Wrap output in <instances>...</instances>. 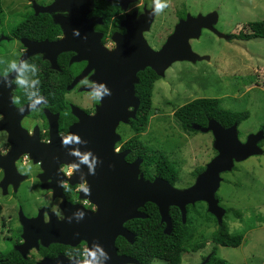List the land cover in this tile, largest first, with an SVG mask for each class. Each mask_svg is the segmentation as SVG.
<instances>
[{
	"label": "flooded vegetation",
	"instance_id": "obj_1",
	"mask_svg": "<svg viewBox=\"0 0 264 264\" xmlns=\"http://www.w3.org/2000/svg\"><path fill=\"white\" fill-rule=\"evenodd\" d=\"M92 1V9L85 16L78 19L70 18L69 21V11L66 8L67 15L60 14L65 9L46 10L56 0L55 2L0 0V71H3L7 62L13 59L23 58L29 64H36L39 68L37 75L41 81V93L44 95L42 105L36 110H29L23 90L17 88L15 84L11 88L4 87L0 80V115H2L0 133L5 134L0 135V153H3L0 155V245L2 244L0 259H6L7 263H10L14 255L7 258L5 255L13 249L22 258L23 262L17 259L20 264H38L43 259H54L56 264H77L76 259L70 260L65 253L79 257L81 248L88 245L84 239L73 245L59 242L45 243L46 233L37 229L39 234L32 247L23 248L24 254L15 249L24 243L22 220L38 218L43 223L61 221L40 204L41 200L47 198L48 193L52 194L53 203L59 200L64 216L63 208L72 207L75 211L77 208L73 206L87 211L95 210L93 204L81 198V192L78 190L79 182L72 183V180H79L78 177L73 176L75 170L71 175H65L60 171L62 167L71 164L68 163L70 160L67 157L68 149L61 146L58 132L63 130L65 133H71L72 125L78 121L72 112L73 107L79 108L85 115L95 113L97 104L80 88L78 82L85 76L97 80L98 70L104 64L106 51H113L111 50L113 44H116V48L122 44L118 45L112 36L115 35L120 39L126 33L122 22L129 15H132L129 17L133 23L137 22L139 16L151 8V0H139L138 8L134 6L135 0L129 1L125 9L120 7L119 0ZM67 2L68 0H59L57 5L67 6ZM127 9L131 11H124ZM176 17L175 24L185 16L176 13ZM82 21L86 24L83 25ZM143 24L140 23L137 29L143 28ZM175 24L168 31L166 26L154 17L149 29H143L140 35L151 49L157 51L173 31ZM74 28L79 29L80 36H73ZM135 34L136 36H132L131 40L134 48L136 44H141L140 35ZM62 39L69 40V46L78 51H58L60 46L56 43ZM125 45L122 44L123 49ZM128 49L130 50V47ZM21 50H23L22 56L18 55ZM133 51L136 60L140 55L142 56L143 50ZM75 58L81 59L74 60ZM126 62L119 60L117 64L122 66ZM148 69L151 70L150 67L139 70L136 73L137 82L132 83L134 96L139 100V104L140 99L135 91L140 81L139 73L148 77ZM14 75L15 72H11L9 79ZM26 76L31 78V73H26ZM79 76L81 77L71 85ZM12 95L20 98L23 111L20 110L21 106H14L11 103ZM45 101H47L46 105L43 104ZM120 136L121 140L117 142L120 145L117 146L116 143L115 149L128 150L121 149L120 146L125 140L121 134ZM29 168L30 171L25 173L24 169ZM83 174L85 176L86 172ZM61 180L69 183L70 192L62 191L58 183ZM206 231L204 229L205 234L209 233ZM68 238L75 241L73 239L75 237ZM210 253L202 255L195 264L203 262L205 264ZM152 262L150 264H153Z\"/></svg>",
	"mask_w": 264,
	"mask_h": 264
},
{
	"label": "water",
	"instance_id": "obj_2",
	"mask_svg": "<svg viewBox=\"0 0 264 264\" xmlns=\"http://www.w3.org/2000/svg\"><path fill=\"white\" fill-rule=\"evenodd\" d=\"M128 1L132 0H119L120 7L125 9ZM57 2L59 0H56L46 10L66 8L69 11V21L70 18L78 19L85 16L93 5L92 0H68L67 6L57 5ZM150 13L151 8L140 15L138 21L134 23L129 17L132 15L127 16L126 20L129 21L122 22L126 33L120 39L115 35L112 36L118 45L126 44L125 48L123 49L121 44L113 51H106L104 64L102 68H99L97 76L98 81H103L111 89V95L103 98L102 102L96 106L93 115H85L79 108H72L78 121L72 125L71 133L77 134L81 140L86 142L73 147H79L82 151L90 149L99 158L94 175H88L87 167L81 165V168L75 170L73 175L79 180H72V183L80 182V174L86 172L84 177L90 191L87 195L81 192V198L93 204L95 210L83 209L84 218L79 221L73 218L71 222L67 217L74 212L72 207L63 208L66 219L58 223H43L38 218L22 220L21 217L24 243L15 248L21 254H24L23 248L34 245L39 234L36 230L41 229L47 235L45 243L59 242L73 245L84 239L90 245L95 241L102 245L110 257L106 264H137L138 261L135 258L117 253L115 240L120 236L129 243L134 242V233L128 230L124 223L134 218H145L146 214L140 210L145 203L151 202L157 207L160 222L164 223L163 232L165 234H169L172 228L169 216L171 206L179 209L182 222H185L186 206L199 201L206 204V210L216 218L220 225L225 213L215 196L221 181L220 174L230 171L235 162L263 153V149L259 146V142L264 139L263 130L249 134L244 141H240L237 122L228 127H223L212 118L207 120L205 126L193 123L191 127L194 130L211 132L212 145L216 154L205 164L204 170L196 175L191 185L186 188H176L161 176H155L152 179L144 178L140 171L141 158L128 162L125 157L129 150H114L115 144L121 140L120 134L116 132L117 126L119 123L126 124L129 119L135 118L139 100L134 96L132 83L137 82L136 73L139 70L150 67L157 76L163 77L165 70L175 61L208 60V55H199L190 46V40L199 38L202 29L228 39L227 34L218 32L214 28L217 20L215 12L204 15L187 14L185 18L178 20L160 49L154 51L140 35L143 29H149L154 16ZM142 22L144 26L138 30L137 27ZM82 24L86 23L82 21ZM135 33L140 35L141 44H136L134 48L131 40L132 36H136ZM69 43L67 39L58 41L56 43L60 46L58 51H78L70 47ZM134 49L143 50L142 56L140 55L137 60L136 55H133ZM79 59L81 58L74 60ZM119 60L127 62L121 66L117 64ZM80 77L75 78L71 85ZM67 157L70 159L68 162L70 164L76 159L69 154ZM73 208L79 207L73 206ZM68 237H75L73 238L75 241ZM55 261L54 259H43L38 264H56Z\"/></svg>",
	"mask_w": 264,
	"mask_h": 264
},
{
	"label": "rangeland",
	"instance_id": "obj_3",
	"mask_svg": "<svg viewBox=\"0 0 264 264\" xmlns=\"http://www.w3.org/2000/svg\"><path fill=\"white\" fill-rule=\"evenodd\" d=\"M168 5L153 16L168 31L175 24L177 10L185 17L215 12V30L228 35L224 39L203 30L199 38L190 40L191 49L208 55L209 60L173 62L164 77L155 80L151 116L146 129L139 133L138 140L148 151L164 155L176 169L173 185L186 188L195 179L192 170L205 166L215 150L210 131H185L178 124L172 116L176 107L194 98H219L224 108L248 115L237 126L240 141L259 130L264 132V38H230L244 23L264 19V0H168ZM128 127L120 123L116 128L124 140L132 135ZM259 146L262 154L235 162L232 170L220 174L215 196L225 210L223 221L230 233H244L237 247H215L216 255L227 264H264V139ZM194 206L195 210L187 214L191 226L203 224V230L213 231L215 223L206 205L196 202ZM212 245L208 241L196 253L182 252L180 264H195L210 253ZM152 263L165 264L161 260Z\"/></svg>",
	"mask_w": 264,
	"mask_h": 264
},
{
	"label": "trees",
	"instance_id": "obj_4",
	"mask_svg": "<svg viewBox=\"0 0 264 264\" xmlns=\"http://www.w3.org/2000/svg\"><path fill=\"white\" fill-rule=\"evenodd\" d=\"M118 10L120 11L119 8ZM177 13L184 16V13L178 10ZM230 38L242 40L264 38V19L244 23L240 32L230 34ZM148 74L146 77L145 74L139 73L140 81L136 85L135 91L140 99V104L136 111V117L130 119L127 124L132 135L120 147L121 149H129V153L125 157L126 161H132L135 158L142 159L140 171L144 178L152 179L155 176H161L173 185L178 175L176 169L166 160L164 155L156 151H148L138 140L139 133H142L148 125L151 116L153 85L155 80L159 79L152 69H148ZM172 116L185 131L193 132L197 130L190 126L192 123L204 126L209 118L216 120L223 127H228L234 122L239 124L248 117L246 112L224 108L219 98L206 97L194 98L183 103L174 109ZM119 145L120 143H117V146ZM203 170L204 166L196 167L191 173L195 178ZM197 203L205 205L201 201ZM186 209L187 214H189L191 210H195V206L188 205ZM140 210L146 214L145 218H134L124 223V226L134 233V242L129 243L120 236L115 240L117 252L135 258L139 264H150L154 260H161L165 264H180L182 252H197L204 248L208 241L213 245L205 264H227L224 259L216 255L215 247L217 245L237 247L244 238L242 232L230 233L223 220L218 225L212 215L210 218L215 223V229L205 234L203 224L196 227L191 226L187 214L185 222H182L180 211L175 206L169 208L172 228L169 234H165L163 232L164 223L160 222L157 207L153 203H145ZM195 213L199 214L200 211L197 209ZM234 213L238 215V213ZM12 255L14 258L11 259L10 263H7L6 259H0V263L20 264L17 259L23 262L21 256L13 249L9 250L5 258Z\"/></svg>",
	"mask_w": 264,
	"mask_h": 264
},
{
	"label": "clouds",
	"instance_id": "obj_5",
	"mask_svg": "<svg viewBox=\"0 0 264 264\" xmlns=\"http://www.w3.org/2000/svg\"><path fill=\"white\" fill-rule=\"evenodd\" d=\"M53 2H55V0H53ZM134 6L136 8L139 7V0H135ZM168 6V0H151L150 14L157 15L163 12L164 9H166ZM124 11H131V9H127ZM60 14L67 15L68 12L65 9L62 10ZM72 34L73 36H80L79 29H72ZM115 48L116 44H113L111 50H114ZM22 52L23 50H21V53L18 55L22 56ZM13 71L15 72V75L12 76L11 79H9V74ZM29 72L31 73V78H28L26 76V73ZM38 72L39 68L36 64H29L23 58L8 61L4 70L0 71V80H2L4 87L11 88L12 85L15 84L17 88L23 90V96L29 110H36L42 105L41 101L44 100V95L41 93L40 89L41 81L38 78ZM78 83L80 88L86 91L90 99L97 105L102 102L104 97L111 95V89L103 81L93 80L85 76L82 77ZM10 99L11 103L14 106H21V100L18 96L12 95ZM43 104L46 105L47 101H45ZM20 110L23 111V106L20 107ZM0 119H2V115H0ZM0 135L5 134L0 133ZM58 135L60 137L61 146L66 147L68 149V154L76 158L70 166L62 167L60 171L65 175H71L74 170H79L81 168V165H84L87 167V174L94 175L96 165L99 163V158L90 149L82 151L79 147H73L74 145H80L86 142L81 140V138L77 134L65 133L63 130L59 131ZM114 150L117 151V149ZM2 154L3 153H0V155ZM29 171L30 168L24 169L25 173ZM58 183L63 192L67 193L71 191L68 182L61 180ZM78 190L80 192H83L85 195H87L90 191L83 173L80 174ZM40 204L42 207L47 208L52 214H54L58 220L66 219L59 206V200H57L56 203L52 202L51 193H48L47 198L41 200ZM84 216L85 211L82 208H77L70 217H67V219L69 222H71L73 218L79 221L82 220ZM81 249L82 251L80 252L79 257L69 256L68 252H66L65 255L70 260L76 259L77 264H106V262L110 259L108 253L104 250L102 245L95 241H93L90 245L84 246Z\"/></svg>",
	"mask_w": 264,
	"mask_h": 264
}]
</instances>
